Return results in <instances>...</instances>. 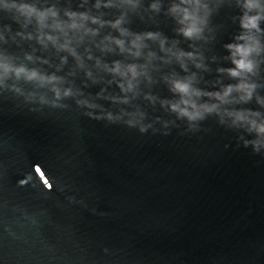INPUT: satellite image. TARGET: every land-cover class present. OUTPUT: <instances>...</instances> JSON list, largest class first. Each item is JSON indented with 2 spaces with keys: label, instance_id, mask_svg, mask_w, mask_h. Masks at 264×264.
<instances>
[{
  "label": "water",
  "instance_id": "obj_1",
  "mask_svg": "<svg viewBox=\"0 0 264 264\" xmlns=\"http://www.w3.org/2000/svg\"><path fill=\"white\" fill-rule=\"evenodd\" d=\"M28 2L56 16L38 23L0 8V58L60 79L0 75V264H264V134L224 112L264 118V18L253 30L256 65L237 77L221 69L235 66L226 45L246 31L243 0H204L194 37L178 30L174 0ZM68 12L105 23L69 28ZM118 17V27L107 23ZM146 32L158 35L143 37L136 55L130 41ZM44 33L67 39L79 59ZM181 50L195 55L177 59ZM116 61L124 75L111 71ZM174 78H191L197 101L219 111L178 116ZM242 78L256 85L246 100L203 94Z\"/></svg>",
  "mask_w": 264,
  "mask_h": 264
},
{
  "label": "clouds",
  "instance_id": "obj_2",
  "mask_svg": "<svg viewBox=\"0 0 264 264\" xmlns=\"http://www.w3.org/2000/svg\"><path fill=\"white\" fill-rule=\"evenodd\" d=\"M97 6H99V0ZM156 6V4L152 5V7ZM243 6L245 9H247V11H245L241 17V26L242 28L246 29V31L242 32L237 37V40L241 42L229 43L226 45V47L231 50L230 55L235 66L228 69H221L222 71H227L230 75L237 77H243L246 72L253 71L256 65L253 55L258 54L261 51V41L259 37L254 34L253 30L255 33L260 32L258 21L261 18H264V0H243ZM0 8L11 9L15 13L25 17L35 15L38 23H42L44 17L48 14L53 17L56 16V12L53 9L49 8L44 11L38 10L32 3L28 2V0H0ZM252 9H255V11L252 12ZM169 11L172 12L177 18L181 25L178 30L184 35L194 37L201 33L202 25L205 22V17L207 14V4L204 2V0H178V2L174 0V2L170 5ZM67 15L73 18L67 25L69 28L81 27L82 21L84 19H91L94 22L105 23V21H99L95 16L89 17L88 14L84 12H68ZM77 16L80 17L79 22L74 19ZM107 23H111L113 26L118 27L121 21L118 17L116 20L108 21ZM55 27L62 29L63 25L59 21H56ZM84 31L95 32L96 29L84 28ZM119 31L123 34L127 30L124 28H119ZM157 35V33L153 32L135 34L134 38L130 41V43L136 46L137 51L135 54H139L138 50L141 46L143 37L146 36L155 38ZM43 36L47 40L52 41L58 47L68 49L69 52H71L74 56H77L79 59L75 50L69 46L67 39H65V41L62 43H57V37L55 35L44 33ZM37 38L40 39L39 36ZM110 39L119 45L122 50L124 49L123 39L117 37H110ZM163 43V39H161L160 44L162 48ZM175 55L177 59H180L183 56L193 57L195 54L192 52H183L181 50L176 52ZM196 63L199 66V61H196ZM9 70H11L17 76L23 75L26 79H35L40 82H54L60 79L54 74L45 75L35 68H27L22 64L11 65L3 58H0V75L6 74L9 72ZM126 70L131 74V77H135L137 75V66L135 64L126 65ZM111 71L119 72L121 75L125 74V71L121 68L119 61L114 62V67L111 69ZM126 86L128 89L133 87V81L131 78L128 79ZM171 86L174 91L180 94L178 100L174 102L169 101L171 109L176 111L178 116L186 117L188 121L192 122L202 118L206 112L213 110L219 111L218 105L215 102L208 103L197 101L196 98L202 94V91L191 84V78H174L171 80ZM255 87L256 85L254 82H250L247 79L242 78L238 80L236 84H228L224 86L222 91L207 92L203 94L214 96L219 101L223 102L229 97V94L235 90L240 94L239 99L246 100L251 97ZM121 88H125V84L123 82H121ZM52 89L57 97L61 95V90L55 83H52ZM69 91L70 89L68 88L63 90L65 95H67ZM224 112L228 116L232 117L234 123L237 121L246 122L248 126L254 129L258 134H264V118H255L259 116L258 112H250L249 110L240 109H224ZM108 115L111 117L110 113ZM128 122L133 123L134 121L129 120ZM143 127L144 126L141 125V130H143ZM253 143L257 144L259 142L253 141Z\"/></svg>",
  "mask_w": 264,
  "mask_h": 264
}]
</instances>
